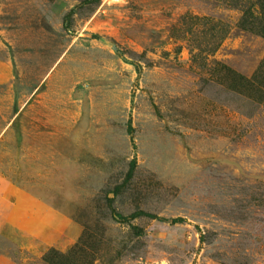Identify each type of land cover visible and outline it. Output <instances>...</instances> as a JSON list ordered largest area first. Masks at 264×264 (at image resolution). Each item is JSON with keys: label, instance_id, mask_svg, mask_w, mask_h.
Instances as JSON below:
<instances>
[{"label": "rangeland", "instance_id": "374dc122", "mask_svg": "<svg viewBox=\"0 0 264 264\" xmlns=\"http://www.w3.org/2000/svg\"><path fill=\"white\" fill-rule=\"evenodd\" d=\"M256 2L0 0V264H264Z\"/></svg>", "mask_w": 264, "mask_h": 264}, {"label": "trees", "instance_id": "16d2710c", "mask_svg": "<svg viewBox=\"0 0 264 264\" xmlns=\"http://www.w3.org/2000/svg\"><path fill=\"white\" fill-rule=\"evenodd\" d=\"M254 5H256L257 7H258V13H260L261 12V14L262 15H264V0H257V2L256 3H253V4H251V7H253ZM251 7H250V9H251ZM249 11V10H248ZM247 15H248V13H247V11H243V18L244 17H247ZM255 17H253V18H250V19H252V21H256L255 19H254ZM245 22H247V23H249V22H251V21H246L245 20ZM259 25V24H258ZM260 26V25H259ZM260 33H261V36H263L264 37V24H262V26L260 27ZM135 165H136V162H135V160H132L131 162H130V168H129V171H128V173H127V176H126V180H128V179H130L131 178V176H132V174H133V170H134V168H135ZM113 215V217L115 218V219H117L119 222H121V223H125V222H127V221H129V220H133V219H136V218H139V217H146V218H149V219H157L156 217H154L153 215H149V214H146V213H143V212H141V211H137V212H134L132 215H130L128 218H125V217H122L121 215H119V214H112ZM178 222H180V220H177V221H172L171 223L172 224H176V223H178ZM52 255H55V256H57V257H60V258H62L63 259V257L61 256V255H58L57 253H54V254H52ZM48 256H49V254H47V256H45V261L46 262H50L49 264H53V262H51V261H49V259H48ZM63 264H65V263H63ZM68 264V263H67Z\"/></svg>", "mask_w": 264, "mask_h": 264}]
</instances>
